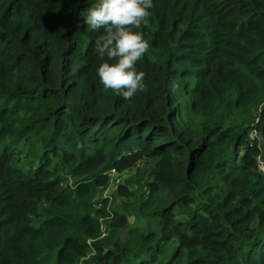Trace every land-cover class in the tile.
Segmentation results:
<instances>
[{"label": "trees", "instance_id": "16d2710c", "mask_svg": "<svg viewBox=\"0 0 264 264\" xmlns=\"http://www.w3.org/2000/svg\"><path fill=\"white\" fill-rule=\"evenodd\" d=\"M262 151L264 0H0V264H264Z\"/></svg>", "mask_w": 264, "mask_h": 264}, {"label": "built area", "instance_id": "2783aa9c", "mask_svg": "<svg viewBox=\"0 0 264 264\" xmlns=\"http://www.w3.org/2000/svg\"><path fill=\"white\" fill-rule=\"evenodd\" d=\"M258 118L255 119V121H257ZM257 136V131L255 129H252L249 133L248 138L250 140H254ZM263 152V151H262ZM262 152L259 153L256 156V169L258 172H261L262 174H264V156L262 157ZM139 164H142V162H138L136 165L138 166ZM107 175L110 178V186L106 187L102 193H104L106 190L109 189H116L121 183V177H120V173L116 171V169L112 168L108 171ZM69 182H71V180L69 179ZM108 188V189H107ZM142 192L145 193V195L149 194V189L147 186H143L142 187ZM101 193V194H102ZM103 197H107V195H103ZM102 204L101 203H97L96 207L99 208ZM112 216V213L108 212L107 216H103V217H99L98 220V229H99V236L96 239H100L103 238L107 235L108 230H109V226H108V219ZM95 239H88L87 242L88 243H92ZM95 254V250L93 248H91V250L89 251V253L85 256H83L81 258V261L79 264H84V261L88 260L90 256H93Z\"/></svg>", "mask_w": 264, "mask_h": 264}, {"label": "rangeland", "instance_id": "374dc122", "mask_svg": "<svg viewBox=\"0 0 264 264\" xmlns=\"http://www.w3.org/2000/svg\"><path fill=\"white\" fill-rule=\"evenodd\" d=\"M138 163V162H137ZM136 163V164H137ZM134 165V166H132L131 168H128L127 170H124L123 172H119L120 173V177H121V181H122V183H124V182H127V180L128 179H130L131 177H132V175L136 172V170H137V168H139V167H141L142 166V164H139L138 166L137 165ZM71 180V182H69V180H68V183H69V185L71 186V185H73V179H70ZM131 182L133 183V185L130 187V189H132V190H138L139 188H140V185L136 182V177L134 178V179H132L131 180ZM110 178H109V183H108V187L110 186ZM121 183V184H122ZM118 188H119V186L116 188V189H109V190H106L104 193H100L101 191H103L104 189H100V190H98V192H99V194H97V196H96V198L94 199V201L96 202V201H98V200H100L101 201V203H102V205L99 207V208H97V207H95V209L96 210H103L104 211V213L103 214H100L99 213V215L98 216H94L95 218H97V219H99V217H103V216H107V215H104V214H106L105 213V211H107V212H110V213H112L113 214V212H112V204H114V202H116V201H118V197H117V195L118 194H115V191H117L118 190ZM108 189V188H107ZM140 192H142L141 190H140ZM97 193V192H96ZM95 193V194H96ZM107 195V197H103V195ZM95 196V195H94ZM111 218H113L112 216L108 219V226H109V223H110V221H111ZM109 229H110V226H109ZM108 233H109V230H108ZM108 233H107V235H108ZM106 235V236H107ZM105 236V237H106ZM94 243H97V242H94ZM96 255V254H95ZM94 255V256H95ZM94 256H90L89 257V259H91L90 260V262L92 263V264H94Z\"/></svg>", "mask_w": 264, "mask_h": 264}, {"label": "water", "instance_id": "95a60500", "mask_svg": "<svg viewBox=\"0 0 264 264\" xmlns=\"http://www.w3.org/2000/svg\"><path fill=\"white\" fill-rule=\"evenodd\" d=\"M264 156V151L262 152V157Z\"/></svg>", "mask_w": 264, "mask_h": 264}]
</instances>
